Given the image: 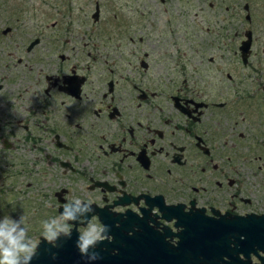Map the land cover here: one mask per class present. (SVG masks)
<instances>
[{"label":"flooded vegetation","instance_id":"af4514ba","mask_svg":"<svg viewBox=\"0 0 264 264\" xmlns=\"http://www.w3.org/2000/svg\"><path fill=\"white\" fill-rule=\"evenodd\" d=\"M71 1L0 0V188L26 174L48 188L16 185L19 197L0 200V213L24 204L36 219L33 197L44 200L37 209L47 220L57 216L77 236L88 224L106 226L111 240L89 249L93 262L197 264L193 248L181 254L188 222L236 230L225 234L222 264L264 262L249 241L264 217V109L243 83L244 69L258 66L252 41L264 0H140L139 13L111 0L109 15L94 0L88 19ZM52 2L61 7L41 12ZM186 18L195 30L204 22L209 37L227 36L228 20L245 22L231 33L242 37L232 50L238 60L210 40L189 61L176 44ZM161 34L172 38L170 51L158 45ZM198 70L203 89L194 87ZM37 238L35 246L49 243Z\"/></svg>","mask_w":264,"mask_h":264},{"label":"rangeland","instance_id":"374dc122","mask_svg":"<svg viewBox=\"0 0 264 264\" xmlns=\"http://www.w3.org/2000/svg\"><path fill=\"white\" fill-rule=\"evenodd\" d=\"M85 1H87L88 3H86ZM153 1H155V0H153ZM93 2H94V0H72L71 3L74 4L73 13H76V15H78L79 17H81L83 14H85L86 19H88L89 13L92 11ZM100 3H102L103 5H106L103 8L105 10L101 11L102 14H104V13H106L108 15L111 14V11H110L111 6L109 5V3H111V0H100ZM113 3H116L117 5L123 4V3H129V4H131L129 7L136 8V9H132V12L139 13V11H142V8H141L142 1H140V0H114ZM146 3L148 4V8L151 10L153 8V5H152L153 2H150V4L148 2H146ZM51 4H52V6H50L49 8H43L41 10V12H43V13L53 12L52 10H54L55 8L53 9L52 7L55 6V4H54V2H52ZM202 6L204 7L203 4L200 5L198 3L197 4V10L198 9L201 10ZM55 7L60 8L61 6L57 5ZM122 12L123 13H129V10L123 9ZM55 13H58L57 10ZM200 13H201V11H200ZM188 19L189 18L185 19L186 25L184 23L182 25V27L180 28V34L181 35L179 38H176V44L179 45L180 49L185 50L186 56L189 57V61L191 58L190 54H192L194 57H199L196 52H194V51H193L194 53H190V52L196 47H199V46L205 47L208 44V41H210V40L211 41H210L209 45H211V46H212V44H213V46H227L229 48L228 56H229L230 60L234 61V62H236L235 60H238L237 59L238 55L233 54L232 50L235 49V45L238 44V41L240 39H242V37H240V38L232 37L231 33L233 31H236L237 29H240V27H242V26L246 27L247 24L245 22L228 20L229 22L227 23V26L229 27V30H228L227 36H221L220 37V36H215L214 34H212L211 37H209V36H207V31L206 30L203 31V29L205 27L204 22H198V23L196 22L199 25V27H197L195 30L194 29V22L188 21ZM188 23L190 24V27L188 26ZM206 25H207V23H206ZM200 26H201V28H200ZM191 28L194 29L195 31H198V32H195L194 34H192L190 32ZM199 30H202V31H199ZM208 33H209V31H208ZM209 35H210V33H209ZM156 38L157 39L162 38L163 39L162 42L158 41V45L159 46L162 45L164 47L163 49L165 51H170L169 46L172 44V41H171L172 38H170L166 35H163V34H161V36L156 37ZM83 40H87V39L83 38ZM110 42H112V41H110ZM134 43H138V44H140V46H142V45H144V40L143 41L140 40L138 42L136 37H134ZM262 47H264V21H260L259 28H257L254 31V40L252 41V52H254L255 55H253L251 57V59L256 60V58H257L258 66L256 64H253V65H251V67H252L251 70L245 68L243 71V73H244L243 78L245 77L243 83L245 82L247 84L246 86H248L249 89L256 94V96H254L255 99H257L259 101L260 106L264 109V103L262 102V99H261V96L264 94V92L262 91V86H264V50ZM163 49L160 47V49H158V50L162 51ZM206 57H207V54L205 53L201 59L202 63L207 62ZM194 60H196V59L194 58ZM188 67H190V65H188ZM185 71L187 72V74L191 73L190 69L187 67H186ZM229 71H231L230 68H229ZM201 72H202V70H198V72H197L198 76H196V77H195V75L193 77L190 76L191 78L195 77L196 82L198 84V85L195 84V86H194L195 89H198V88L203 89L205 87L204 85H200L203 82L202 79L205 78L204 75L200 74ZM247 75H248V77H247ZM236 77H237V75H236ZM240 81H241V79H240ZM240 81H238V84L237 83L236 84L239 85V87L243 88V86H241ZM225 87L228 88V92L230 93V95L235 94V93L232 94V92H231L232 91V85H231L230 81L225 85ZM207 93H209V92H207ZM233 98H235V95L230 96L229 101L232 102L233 104H236L237 102H234L235 100L233 101ZM23 178H24V180H22L21 182H17L18 178H14V180H13V178H10L11 181H5L4 187L0 188L1 192H3V191L8 192V194H5V193L0 194V195H2L0 200H3L4 206H5V204L9 205L13 198L19 197L18 196L19 195L18 188L15 187L16 185L21 186V185L25 184L26 182H30L31 185H35L36 194H44V191L47 188L44 181H42V182L33 181L32 180L33 177H31L29 174H26ZM27 180H29V181H27ZM27 190H29V189H27ZM24 197L27 198V196H24ZM29 200L31 202L35 203V205H36L35 210H37V211H35L36 216H34V217H36V219L35 218L29 219L30 213L24 204H22L18 209H16L15 212L13 209L6 210L8 207V205H6V207H5L6 209L0 213V227H2L5 224V218L7 216L16 225V230H15L14 234L19 235L22 230H25L26 236L24 237L23 242H28V240L30 239L32 241V243L35 245V243L38 239L37 238L38 236L44 237V235H43V233H44V227H43L44 222H46L48 225L52 226L53 228L61 227L63 223L57 218V216L52 221L47 220V215L44 213V211L42 209H39V210L37 209L40 204L43 206V203H44L43 199H38V198L35 199V198L31 197V199H29ZM3 205L2 204L0 205V210L4 209ZM23 223H25V225ZM4 243L6 245L7 241H4Z\"/></svg>","mask_w":264,"mask_h":264},{"label":"water","instance_id":"95a60500","mask_svg":"<svg viewBox=\"0 0 264 264\" xmlns=\"http://www.w3.org/2000/svg\"><path fill=\"white\" fill-rule=\"evenodd\" d=\"M250 37L246 34V39L240 43L239 51L242 61L248 52ZM254 225H259L262 229L255 230L253 239L249 240L251 244H255L264 251V217H261ZM241 226V225H239ZM227 231L229 233L234 232ZM221 224H207V227L200 228L199 224L194 222L186 223L184 232L181 235V254L191 255L189 247L193 248V255L196 256L197 264H222L220 256L224 253L223 242L227 233ZM70 236L60 234L54 241L53 246L40 238L35 247V254L32 256L29 264H106L102 262H93L88 255H84L83 260L78 257L79 249L77 247L78 236L75 229L70 230ZM213 239L211 246L207 245L209 239ZM55 245V246H54ZM92 254L89 252V255ZM191 257H187L189 259ZM220 261V262H218ZM20 264H25L21 260ZM117 264V263H112ZM127 264H143V262L135 259L127 260ZM180 264H189L187 261H181ZM243 264V263H240ZM247 264V263H246ZM261 264H264L261 261Z\"/></svg>","mask_w":264,"mask_h":264},{"label":"clouds","instance_id":"9594fccd","mask_svg":"<svg viewBox=\"0 0 264 264\" xmlns=\"http://www.w3.org/2000/svg\"><path fill=\"white\" fill-rule=\"evenodd\" d=\"M90 206L91 203L88 204L89 211L92 210ZM43 227V235L49 243L54 244V241L59 237L61 232L66 236H70L71 234L68 227L53 228L46 222H44ZM15 230L16 225L6 216L5 224L0 227V264H20L21 260H23L25 264H29L32 256L35 254L36 246L32 241L29 239L28 242H23L26 231L22 230L19 235H15ZM105 231L106 226L98 227L94 224H88L85 231L78 236L77 247L80 253L82 255H88L91 260L97 259L96 253L89 255V249L94 248L98 242H102L105 239L111 240V237L102 235ZM4 241H7L6 245Z\"/></svg>","mask_w":264,"mask_h":264}]
</instances>
